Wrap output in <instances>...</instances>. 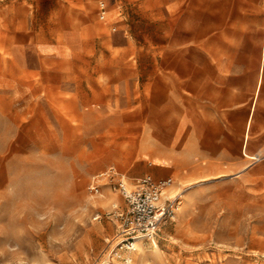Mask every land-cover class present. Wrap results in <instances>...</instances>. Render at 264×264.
I'll return each mask as SVG.
<instances>
[{
    "label": "rangeland",
    "instance_id": "obj_1",
    "mask_svg": "<svg viewBox=\"0 0 264 264\" xmlns=\"http://www.w3.org/2000/svg\"><path fill=\"white\" fill-rule=\"evenodd\" d=\"M143 1L0 0V264L106 263L116 226L104 213L124 203L87 186L135 166L123 67L136 58L123 50L153 35ZM240 161L173 176L177 216L132 264H264V154Z\"/></svg>",
    "mask_w": 264,
    "mask_h": 264
},
{
    "label": "crops",
    "instance_id": "obj_2",
    "mask_svg": "<svg viewBox=\"0 0 264 264\" xmlns=\"http://www.w3.org/2000/svg\"><path fill=\"white\" fill-rule=\"evenodd\" d=\"M142 3L153 35L126 36L123 50L136 58L123 67L136 107L135 166L130 175L107 168L129 182L172 179L264 154V0Z\"/></svg>",
    "mask_w": 264,
    "mask_h": 264
},
{
    "label": "built area",
    "instance_id": "obj_3",
    "mask_svg": "<svg viewBox=\"0 0 264 264\" xmlns=\"http://www.w3.org/2000/svg\"><path fill=\"white\" fill-rule=\"evenodd\" d=\"M171 178L155 179L150 175L129 182L126 175L109 167L93 175L87 186L91 197H102L107 187L116 192L124 206L112 203L104 215L114 222L115 244L108 249L106 263L132 264L138 243L156 244L158 233L167 222L175 220L181 205L178 193L170 195ZM101 218L96 214L94 220Z\"/></svg>",
    "mask_w": 264,
    "mask_h": 264
}]
</instances>
